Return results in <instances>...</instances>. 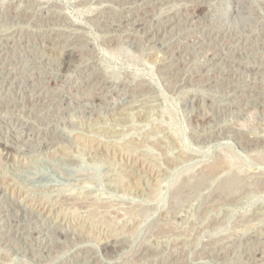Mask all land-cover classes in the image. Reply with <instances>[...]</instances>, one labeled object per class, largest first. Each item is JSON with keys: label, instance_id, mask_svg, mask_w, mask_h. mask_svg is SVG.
<instances>
[{"label": "rangeland", "instance_id": "obj_1", "mask_svg": "<svg viewBox=\"0 0 264 264\" xmlns=\"http://www.w3.org/2000/svg\"><path fill=\"white\" fill-rule=\"evenodd\" d=\"M0 264H264V0H0Z\"/></svg>", "mask_w": 264, "mask_h": 264}, {"label": "bare ground", "instance_id": "obj_2", "mask_svg": "<svg viewBox=\"0 0 264 264\" xmlns=\"http://www.w3.org/2000/svg\"><path fill=\"white\" fill-rule=\"evenodd\" d=\"M201 10H202L201 7H198V8H197V11H198V12H200ZM2 147H3V149H5V150L7 149V147H5V146H2ZM105 243H106V242H105ZM111 244H112V243H111ZM110 247H111V246H110ZM103 248H104V250H107V249L109 248V246H108V245H105Z\"/></svg>", "mask_w": 264, "mask_h": 264}]
</instances>
